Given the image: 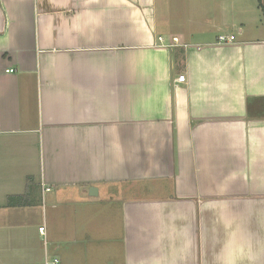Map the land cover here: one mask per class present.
<instances>
[{
  "label": "crops",
  "instance_id": "crops-1",
  "mask_svg": "<svg viewBox=\"0 0 264 264\" xmlns=\"http://www.w3.org/2000/svg\"><path fill=\"white\" fill-rule=\"evenodd\" d=\"M0 264H264L258 0H0Z\"/></svg>",
  "mask_w": 264,
  "mask_h": 264
},
{
  "label": "built area",
  "instance_id": "built-area-1",
  "mask_svg": "<svg viewBox=\"0 0 264 264\" xmlns=\"http://www.w3.org/2000/svg\"><path fill=\"white\" fill-rule=\"evenodd\" d=\"M262 2H263V4H264V0H262ZM263 8V7H262ZM263 10H264V8H263ZM163 39L162 38H160V41H162ZM235 40V38L233 37V36H230V37H228V36H220L219 37V42L220 43H222V44H228V43H232L233 41ZM6 73H8V74H13V73H15V70L14 69H8V70H6ZM177 82H180V83H185L186 82V77H185V75H181L178 79H177ZM47 191H50V189L48 188V189H44V192H47ZM42 233H43V231H44V229L42 228ZM58 261H56L55 263H57Z\"/></svg>",
  "mask_w": 264,
  "mask_h": 264
},
{
  "label": "trees",
  "instance_id": "trees-1",
  "mask_svg": "<svg viewBox=\"0 0 264 264\" xmlns=\"http://www.w3.org/2000/svg\"><path fill=\"white\" fill-rule=\"evenodd\" d=\"M259 2V5L261 6V8L263 7L264 8V4L262 2V0H258ZM32 179H29V182H31ZM25 198L24 197H12L9 199V206H12V207H17V206H24L26 205V202L24 200Z\"/></svg>",
  "mask_w": 264,
  "mask_h": 264
}]
</instances>
